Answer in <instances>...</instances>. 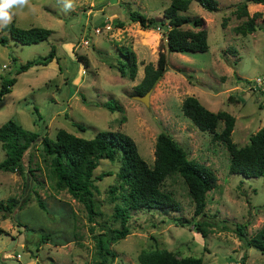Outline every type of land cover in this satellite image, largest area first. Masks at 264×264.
<instances>
[{"label":"rangeland","instance_id":"obj_1","mask_svg":"<svg viewBox=\"0 0 264 264\" xmlns=\"http://www.w3.org/2000/svg\"><path fill=\"white\" fill-rule=\"evenodd\" d=\"M169 1L73 0V8L65 11L63 0H30L17 11L14 24L39 25L51 32L43 40L22 44L0 29L6 36V42L0 43V81L15 78L9 92L0 97V123L11 118L49 138L58 128L81 137L118 129L131 136L148 164L153 160L155 135L165 131L188 158L214 171L215 185L206 191L198 215L193 214L181 177L177 173L165 177L161 187L173 194L179 209L131 210L129 231L110 243L114 256L106 264H139L136 256L142 248H166L177 257L198 256L203 264H264V253L246 246L235 231L240 226L248 238L264 226V177L230 173L225 145L198 129L180 107L184 96L193 95L209 110L229 112L234 116L230 136L236 145L245 144L249 134L264 124V93L251 84L264 74V3L247 2V15L238 17L235 8L242 0H217L214 11L190 0L182 13L202 17L208 46L169 51L161 26L142 29L127 14L136 10L159 17ZM254 11L258 12L254 29L237 33L234 26ZM120 46L135 53L132 79L117 69L124 62ZM50 47L54 56L45 65L15 73L19 63L45 54ZM162 50L165 70L153 82L144 104L132 97L133 85L142 76L143 64L155 66ZM106 99L116 100L122 110L103 107ZM221 126L218 121L214 129ZM39 137L23 152L20 172L0 170V201L16 200L11 211L0 210V264H96L94 235L118 226L112 217L121 191L115 176L118 161L100 158L93 169L94 211L89 217L65 188L54 187ZM4 156L0 145V160ZM36 196L46 209L37 205Z\"/></svg>","mask_w":264,"mask_h":264},{"label":"trees","instance_id":"obj_2","mask_svg":"<svg viewBox=\"0 0 264 264\" xmlns=\"http://www.w3.org/2000/svg\"><path fill=\"white\" fill-rule=\"evenodd\" d=\"M201 7L209 11L217 9V0H194ZM190 0H170L163 7L161 16H146L136 10L128 11V19L138 23L140 28H162L165 48L169 51H193L207 48L206 30L200 25L203 23L201 16L189 17L182 13L188 8ZM264 3V0H242L236 4V16L247 15L246 3ZM257 11L252 12L241 23L234 26L237 33L245 34L254 29V18ZM164 19L166 22L164 23ZM120 23V22H119ZM189 23L191 27L183 28ZM6 31L13 40L28 44L45 39L51 30L49 28L31 25L19 27L12 23L1 29ZM6 42V36L0 34V43ZM53 47L43 55L26 59L15 68V73L21 72L31 65H45L54 56ZM120 53L124 58L122 65L117 69L121 76L132 79L136 71L135 53L131 48L121 47ZM166 54L159 51L156 64L146 62L142 66V76L133 85L134 94H142L150 89L153 82L165 70ZM13 76L1 78L0 97L10 90L14 82ZM261 92L264 93L263 90ZM101 105L109 110H122V106L114 99L104 100ZM182 113L200 130H207L211 138L221 141L228 152V171L237 172L244 176L264 177V124L249 134L248 141L243 145H236L232 141L230 132L234 123V116L229 112L209 110L193 95L183 97L181 104ZM123 119V115L120 120ZM221 121L222 126L215 130L216 123ZM78 127L81 124L76 123ZM39 137L43 155L48 159V175L56 189L65 188L76 200L80 201L87 214L94 211L93 169L100 158L118 161L115 176L121 191L120 200L113 204L112 217L118 221V226H107L102 232L94 235L96 264H106L114 256L110 243L122 238L128 231L127 219L131 210L136 209H167L176 211L179 203L170 191L161 187L165 177L177 173L193 204V214L203 212L205 206V193L215 185L216 175L206 164L200 163L186 156L185 150L179 143L165 131L155 135L153 145V160L148 164L139 154L136 144L130 135L118 129H100L91 137L77 136L63 128L55 131L54 138L46 134L22 127L11 118L0 123V145L5 156L0 160V170H22V154L25 149ZM110 172H100L96 178ZM112 191V188H109ZM16 200L8 198L0 201L1 211H11ZM37 205L46 209L44 202L36 196ZM197 229L204 235L202 228ZM235 231L246 246H252L264 253V226H261L248 238L238 225ZM2 229L0 228V233ZM139 264H203L198 256L177 257L166 248H142L137 253Z\"/></svg>","mask_w":264,"mask_h":264},{"label":"clouds","instance_id":"obj_3","mask_svg":"<svg viewBox=\"0 0 264 264\" xmlns=\"http://www.w3.org/2000/svg\"><path fill=\"white\" fill-rule=\"evenodd\" d=\"M30 0H0V29L8 27L17 11L23 10ZM64 10L73 8V0H63Z\"/></svg>","mask_w":264,"mask_h":264},{"label":"built area","instance_id":"obj_4","mask_svg":"<svg viewBox=\"0 0 264 264\" xmlns=\"http://www.w3.org/2000/svg\"><path fill=\"white\" fill-rule=\"evenodd\" d=\"M251 84L252 86L255 88V89H258V90H263L264 91V74L262 75H257L256 77H254L252 80H251ZM5 256H11V254H4ZM18 256V254H17Z\"/></svg>","mask_w":264,"mask_h":264},{"label":"water","instance_id":"obj_5","mask_svg":"<svg viewBox=\"0 0 264 264\" xmlns=\"http://www.w3.org/2000/svg\"><path fill=\"white\" fill-rule=\"evenodd\" d=\"M148 92H149V89H147L142 94H133L132 97L135 98V99H138V100L142 101L144 104H147Z\"/></svg>","mask_w":264,"mask_h":264},{"label":"crops","instance_id":"obj_6","mask_svg":"<svg viewBox=\"0 0 264 264\" xmlns=\"http://www.w3.org/2000/svg\"><path fill=\"white\" fill-rule=\"evenodd\" d=\"M9 92V91H8Z\"/></svg>","mask_w":264,"mask_h":264}]
</instances>
